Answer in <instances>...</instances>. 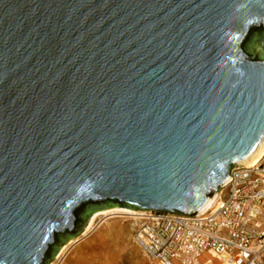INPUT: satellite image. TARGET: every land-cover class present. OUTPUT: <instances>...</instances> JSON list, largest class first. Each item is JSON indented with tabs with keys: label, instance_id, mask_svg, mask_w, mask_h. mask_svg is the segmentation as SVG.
Listing matches in <instances>:
<instances>
[{
	"label": "water",
	"instance_id": "95a60500",
	"mask_svg": "<svg viewBox=\"0 0 264 264\" xmlns=\"http://www.w3.org/2000/svg\"><path fill=\"white\" fill-rule=\"evenodd\" d=\"M263 147L264 0H0V264L193 216Z\"/></svg>",
	"mask_w": 264,
	"mask_h": 264
},
{
	"label": "built area",
	"instance_id": "2783aa9c",
	"mask_svg": "<svg viewBox=\"0 0 264 264\" xmlns=\"http://www.w3.org/2000/svg\"><path fill=\"white\" fill-rule=\"evenodd\" d=\"M218 192L193 216L141 210L133 242L155 264H264V157L234 166Z\"/></svg>",
	"mask_w": 264,
	"mask_h": 264
},
{
	"label": "crops",
	"instance_id": "0c3cea01",
	"mask_svg": "<svg viewBox=\"0 0 264 264\" xmlns=\"http://www.w3.org/2000/svg\"><path fill=\"white\" fill-rule=\"evenodd\" d=\"M113 218L105 219L87 234L78 236L74 243L67 245L59 256L63 257L58 264H155L133 242L135 221L130 233L122 231L119 224L107 225L106 222Z\"/></svg>",
	"mask_w": 264,
	"mask_h": 264
},
{
	"label": "bare ground",
	"instance_id": "6f19581e",
	"mask_svg": "<svg viewBox=\"0 0 264 264\" xmlns=\"http://www.w3.org/2000/svg\"><path fill=\"white\" fill-rule=\"evenodd\" d=\"M264 157V147L262 148V150L260 151V153L255 157V159L247 166H252V165H255L256 163H258L262 158ZM239 166H243V165H239ZM218 195H219V192H216L209 200L208 202L206 203L205 207L200 211V212H203V211H206L207 209H210L212 208L216 202L218 201ZM139 215H142V212L141 210H132V209H128V208H120V207H113V208H110V209H106V210H103V211H100V212H97L96 214H94L92 216V218L90 219L88 225L86 226L85 230L81 233L82 235H85L87 234L92 228H94L95 226V223L97 222V219L98 217H101L98 221L101 222L103 221L105 218H109V217H127V216H133V220L135 221V225L137 223V217H139ZM80 234V235H81ZM79 235V236H80ZM87 236V235H86ZM78 237V236H77ZM74 238V239H71L70 241L67 242V244H65V246L63 245L60 249V252L58 253V255L56 257H59L62 253V251L65 249V247H67V245H70L72 243H74L78 238ZM55 257V259H56ZM63 257V256H62ZM62 257H59L58 260L55 261L54 264H58L59 261H60V258ZM53 259V260H55ZM53 262V261H51ZM50 262V263H51ZM49 263V264H50Z\"/></svg>",
	"mask_w": 264,
	"mask_h": 264
},
{
	"label": "rangeland",
	"instance_id": "374dc122",
	"mask_svg": "<svg viewBox=\"0 0 264 264\" xmlns=\"http://www.w3.org/2000/svg\"><path fill=\"white\" fill-rule=\"evenodd\" d=\"M136 211H137V210H136ZM110 218H113V217H109V218H105V219H110ZM132 218H133V216L120 217V218H113L112 220H108V222H106V223H108L107 225H109L110 223H113V224L116 223V225L119 224V225H120L119 227L122 228V231L130 232V233H131L132 228H133V222H134V220H133ZM105 219H104V220H105ZM104 220H103V221H104ZM103 221H101V222L97 221V223H95V225H100ZM79 237H80V236H79ZM64 246H65V245H64ZM59 252H60V251H59ZM56 260H57V257H56V259L53 260V262H51V263H54ZM214 262H215L216 264H220L219 261H217V260H215Z\"/></svg>",
	"mask_w": 264,
	"mask_h": 264
}]
</instances>
